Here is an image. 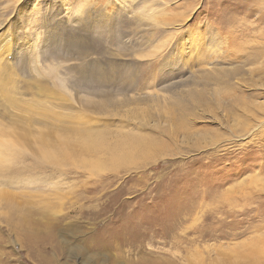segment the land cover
Masks as SVG:
<instances>
[{"label":"rangeland","instance_id":"1","mask_svg":"<svg viewBox=\"0 0 264 264\" xmlns=\"http://www.w3.org/2000/svg\"><path fill=\"white\" fill-rule=\"evenodd\" d=\"M0 141V264H264V0H0Z\"/></svg>","mask_w":264,"mask_h":264},{"label":"bare ground","instance_id":"2","mask_svg":"<svg viewBox=\"0 0 264 264\" xmlns=\"http://www.w3.org/2000/svg\"><path fill=\"white\" fill-rule=\"evenodd\" d=\"M12 135V134H11ZM2 139V138H1ZM0 145H2V146H6V145H8V143L7 142H3V141H0ZM95 147V146H94ZM96 147H101L102 149H105V146H103V145H97ZM108 148V147H107ZM131 148H133V146H131ZM99 149V148H98ZM140 149V148H139ZM9 150V149H8ZM11 150V149H10ZM128 150H130L129 148H128ZM116 151V150H115ZM140 151V150H139ZM138 151V152H139ZM142 152H143V150H141ZM101 152V151H100ZM108 152V150L106 151V153ZM116 152H118V150L116 151ZM141 153V152H140ZM144 153V152H143ZM109 154V153H108ZM131 154H132V152H131ZM113 155L114 156H116V157H118L119 158V154H117V153H113ZM130 155V154H129ZM128 156V155H127ZM137 157H138V155H136ZM122 157V156H121ZM129 157V156H128ZM132 157H134V156H132ZM126 158V157H125ZM122 159V158H121ZM120 159V160H121ZM127 159H130V158H127ZM122 160H124V159H122ZM258 239H257V242H258V248H257V251L258 252H262V251H264V234L263 235H261V236H258L257 237Z\"/></svg>","mask_w":264,"mask_h":264}]
</instances>
